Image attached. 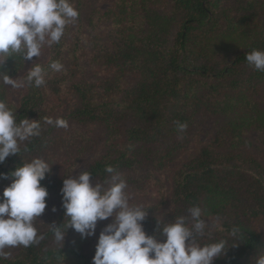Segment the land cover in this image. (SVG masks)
<instances>
[{"label": "trees", "instance_id": "1", "mask_svg": "<svg viewBox=\"0 0 264 264\" xmlns=\"http://www.w3.org/2000/svg\"><path fill=\"white\" fill-rule=\"evenodd\" d=\"M75 1L80 7L85 0ZM254 4L255 0H110L107 7L95 6L88 14L92 32L85 44L72 37L70 23L60 43L50 47L49 58L31 66L47 67L59 60L63 71H49L39 88L26 85L18 107L7 99L0 78V100L14 110L17 121L27 117L42 123L39 137L23 142L20 153L0 164V183L11 182L10 173L34 157L52 164L41 181L49 193L47 206L35 221L44 239L28 248L16 247V254L0 259V264H93L86 238L69 228L61 248L50 231V223L65 222L60 189L74 169L69 165L59 171L52 157L65 148L72 149L74 159L82 158L93 145L83 131L90 125L103 128L106 137L102 150L78 174L87 170L93 181L103 183L110 181L105 168L111 165L127 188H133L155 172L174 168L166 210L146 218L147 234H155L158 220H171L196 205L205 219L219 220L225 230L208 227L201 243L226 237L233 226L242 231L237 243L213 264H254L256 256L264 254L262 236L248 224L264 222V162L252 153L249 139L253 130L259 132L264 147V109L258 104L264 95V72L246 61L252 49H264V27L240 32ZM101 24L109 26L107 33L98 27ZM86 46L92 53L90 63L110 74L81 75ZM2 60L0 73L9 76L26 61L19 53ZM202 110L216 116L240 110L243 114L219 125L195 154L182 157L193 143L191 129ZM45 117L63 118L68 127L43 124ZM176 121L187 124L184 133L177 131Z\"/></svg>", "mask_w": 264, "mask_h": 264}, {"label": "clouds", "instance_id": "2", "mask_svg": "<svg viewBox=\"0 0 264 264\" xmlns=\"http://www.w3.org/2000/svg\"><path fill=\"white\" fill-rule=\"evenodd\" d=\"M78 15L72 0H0V56L19 53L26 61L39 57L42 48L60 43L66 26ZM4 61L0 60V64ZM246 61L264 72V49H252L246 54ZM49 71L61 72L63 64L59 60L51 61L47 67L36 64L24 81L3 73L0 78L14 88L25 85L39 88L46 83ZM175 123L179 133L186 131V123ZM43 124L68 127V122L59 117H45ZM41 131L40 120L25 117L17 121L14 110L0 100V164L10 155L20 153L21 144L39 137ZM51 166L45 158L34 157L10 173L13 179L0 197V259L10 256L5 249L28 248L44 239L35 221L47 206L49 193L41 181L50 173ZM105 171L111 176L110 181L103 183L94 182L87 170L64 178L60 191L65 222L50 223L54 240L62 248L69 228L87 238L95 235L98 221L111 217V222L99 233L93 264H213L242 235L241 229L233 226L226 237L201 243L199 238L209 225L196 205L171 220H158L155 234L149 235L143 226L148 209L129 203L128 185L119 172L111 165ZM108 183L110 186L105 187ZM52 211H56L55 206ZM212 227L225 231L218 222ZM254 264H264V254L256 256Z\"/></svg>", "mask_w": 264, "mask_h": 264}, {"label": "rangeland", "instance_id": "3", "mask_svg": "<svg viewBox=\"0 0 264 264\" xmlns=\"http://www.w3.org/2000/svg\"><path fill=\"white\" fill-rule=\"evenodd\" d=\"M109 1L110 0H85L84 4H82L80 7H78L77 1L74 2V6L78 10L79 15L78 18L71 24L73 29L72 37L77 38V42L81 40L83 45L85 42H87L91 35L92 28L87 21V16L90 14L91 9L95 6L105 8L107 7ZM98 27H102L104 31L106 30V33L108 31L107 29L109 28V26L106 24H101ZM249 27H254V29H260L264 27V0H255L254 9L251 12L250 19L247 21V24L240 28V32L242 33L243 30L250 31L251 29ZM49 50L50 47L48 46L42 48L41 55L39 57H33L31 60L25 61L24 67L11 77L17 81H24L26 73L31 69V66L35 62L49 58ZM91 54V49L86 46L85 52L81 55L82 58L80 59V67L83 68L81 75L98 77L104 76V74H106V76L108 73L110 74V70L106 69L105 73L103 68L90 63L89 59L91 58ZM2 57L3 56H0V60H2ZM4 85L7 99L16 105V107H18L22 97L27 91L26 85L18 88H14L11 85ZM67 101H69V98ZM67 101L65 105L67 104ZM258 104L260 108L264 109V95L260 97ZM59 111V114H65L62 109H59ZM242 114V110L235 112V114L231 113L220 116L212 115L205 110L200 111L196 116L195 123L191 129L193 134V143L184 152L182 157L195 154L202 145L207 143L214 136L219 125L226 123L235 115L240 116ZM83 131H85V136H88L90 140L93 141V145L92 148H90L89 151H87V153L82 156V158L74 159L75 155H73L71 152L72 149L65 150V148H62V150L58 152L57 156L54 155L52 157L54 161L53 167L59 169V171H65L66 167L64 166H67L68 168L69 165H72L74 169L69 176L77 175L78 172L84 167L85 162L94 158L95 155H97L103 148L106 137L105 130L103 128L96 125H90L84 128ZM249 139L252 142V153L256 154V158L264 162V147L260 142V133L253 130ZM173 171V167H168L165 170L155 172L154 175L148 178L147 182L140 184V187L127 188L129 203L131 205L142 204L146 209H148L146 218L150 215H154L158 211H165L167 206L166 200L169 194V186ZM10 183L11 182L6 184L0 183V190L3 191L4 188ZM111 220L112 218L109 217L107 220L98 221L95 235L85 239V248L87 252H89L90 256L93 257L95 254V245L97 243L99 233L106 224L111 222ZM145 220L143 221V224L145 223ZM206 221L210 229L213 228L212 224L216 222L219 223V220L212 218H206ZM248 224L255 231H257L264 240V222L254 220ZM5 251L9 252L10 256H13L16 254L17 248L5 249Z\"/></svg>", "mask_w": 264, "mask_h": 264}]
</instances>
